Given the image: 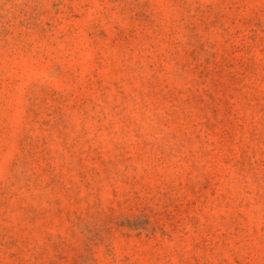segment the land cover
Returning a JSON list of instances; mask_svg holds the SVG:
<instances>
[{
	"label": "rangeland",
	"instance_id": "374dc122",
	"mask_svg": "<svg viewBox=\"0 0 264 264\" xmlns=\"http://www.w3.org/2000/svg\"><path fill=\"white\" fill-rule=\"evenodd\" d=\"M0 264H264V0H0Z\"/></svg>",
	"mask_w": 264,
	"mask_h": 264
}]
</instances>
